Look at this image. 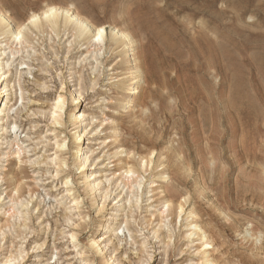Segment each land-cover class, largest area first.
I'll return each mask as SVG.
<instances>
[{"label":"rangeland","instance_id":"1","mask_svg":"<svg viewBox=\"0 0 264 264\" xmlns=\"http://www.w3.org/2000/svg\"><path fill=\"white\" fill-rule=\"evenodd\" d=\"M48 4L104 27L98 59L83 61L71 29L57 36L32 28V13ZM0 7L13 27L32 29L6 57L9 106L18 110L5 121L19 125L24 149L21 162L1 159L15 133L1 135L0 223L10 226L4 239L0 232V264H202L190 222L209 234L214 264H264V0H0ZM115 27L133 36L142 69L132 110L116 117L113 82L126 69ZM6 37L0 32L4 44ZM72 89L82 93L75 106ZM73 107L89 118L78 129L68 120ZM77 130L86 131L81 169L72 156ZM53 160L63 164L55 177ZM130 167L132 194L123 175Z\"/></svg>","mask_w":264,"mask_h":264},{"label":"bare ground","instance_id":"2","mask_svg":"<svg viewBox=\"0 0 264 264\" xmlns=\"http://www.w3.org/2000/svg\"><path fill=\"white\" fill-rule=\"evenodd\" d=\"M28 21L30 22V25L33 26L32 28H35L38 31L49 29L55 32L57 36L59 35L62 29L64 30V32H67L68 30L71 29L73 32L74 42L76 45L78 44L77 47H74V48H78V50L81 52L82 55L86 53L85 58H83V61H89L90 63L91 57L98 59L99 54L104 49V46H105L104 27L93 25L91 21L87 19V17L83 16L81 12L78 11L77 9L72 11V8L62 7L56 4H48L45 8H43L42 14L33 12ZM12 24L13 22L10 19V17L7 15V12L5 11V9L3 7H0V32L1 34H5L9 40V42L6 44H4L2 40H0V140H1V135H4L5 132L15 133L14 138L10 140L8 145L5 147L6 151L2 152L1 159L9 162L11 158L17 157L20 159V162H21L23 161V159L21 158V154L23 152L24 147H23V141L21 140V138H19L20 137L19 135L21 134L18 135V131L20 132L19 125L14 122H9L8 119L5 121V117L10 116L11 110H16V112L18 110V108L15 109L14 107L15 104L13 106H9L11 103L10 102L11 99H8L7 91H10L11 89L10 80L8 77V73L10 72L9 62L11 60V57H8L7 59L6 57L10 56L9 54H11V56H14L16 53L14 50L15 48H20L22 44L28 43L30 41L28 32L31 31L32 29L31 27H28L24 33V29L21 26L13 27ZM113 30L114 32L112 34V39L115 40V44H116V48H114V50L121 48V47L124 48V50L122 51L123 58L120 64L122 67H124V69H126V71L122 72V77L113 82L114 86L117 89L116 107H114L113 109L114 111L113 116L116 117L118 115H121L122 113H128L130 110H132L135 96L138 91V84L140 82V78L142 75V69H141L140 59L137 56V53L135 50V41L131 33L122 31L121 29L117 27H115ZM74 42L70 44L69 51L72 46H75ZM5 45H9V48H12V50H10L9 53L7 52V49L4 47ZM87 54H91V55L87 56ZM90 83L92 85L91 87H94V85L96 84V82L93 81V79L92 81H90ZM20 90H21V95H22L20 99L24 101L23 90L22 89ZM71 92H72V103H73V106H75L81 101L82 93L77 92L75 89L74 90L72 89ZM56 102H57L56 106L54 107V110L51 112V120H52V123L57 126L59 124H62L63 115L61 112L59 113L58 111L59 110L62 111V109L64 108L65 99L62 96H59V99ZM4 112L5 114H3ZM88 119L89 118H86V115L84 113L77 112V110L74 107L72 108V110L70 111L68 115L69 124L72 125L74 129H78L80 127L79 124ZM104 120H110V117H106ZM92 123H93V118L91 119V121H89L88 126L92 125ZM93 131H96V129H92V132ZM85 132L81 133L80 131L77 130L74 133L75 138L77 140L76 142H78V148L76 149V151H74L75 153H73L72 156H73L74 162L78 164L77 166L79 169L84 168L88 160V157L86 155L87 149L85 147V140L83 139L86 134ZM58 143L59 142L56 141V144ZM52 162L55 163L56 166H58L57 174L56 175L53 174V177H55L59 174V170L61 169V166L63 164L61 165L59 161L54 162V160ZM215 166H216V162H213V167L211 169L212 173L216 171ZM135 173H136V170L134 167L127 168L123 173L124 178L127 179L129 182V188L132 189L130 194H132L133 187L135 186L134 185L135 181L132 179L133 174ZM167 175L168 173L165 170H163L162 172H160L159 178L162 181H164ZM92 176L93 175H87V178H91ZM0 179L4 180L5 178L3 176H0ZM97 185L98 184L96 182L94 184L90 183V185H88L87 187L88 192L91 190L94 191ZM19 190H20V187L18 185V189L16 193H19ZM1 198H2V195L0 194V200ZM18 203H20V201L18 202L17 200L12 205L10 210H8L9 214L13 213L12 211L14 212L16 211V206L19 205ZM179 207H180V212H182L184 210V205L180 203ZM168 208L169 207H166L163 213H165L168 210ZM65 217L69 218V216L67 215H65ZM127 217L128 216H126V218ZM112 221L113 223H115L116 216L112 218ZM188 225L192 226V231L188 235L191 236L193 234H198L200 240H202L201 249H200V254L203 255L202 264H214L213 258L211 257L212 254L210 251V249L211 248L213 249L214 246H212L213 242L210 239L209 234L203 228V226L197 222L196 223L190 222ZM7 226L9 228L10 226L9 223L2 224V225L0 223V232H1L3 239L5 238V233H6L4 230V227H7ZM168 237L170 236L168 235ZM70 238L72 239L77 238L75 232L70 234Z\"/></svg>","mask_w":264,"mask_h":264}]
</instances>
